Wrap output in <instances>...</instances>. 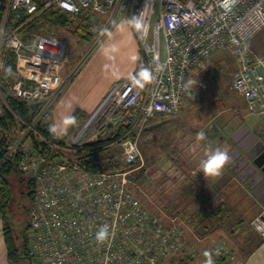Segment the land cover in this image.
Segmentation results:
<instances>
[{
	"label": "built area",
	"instance_id": "built-area-1",
	"mask_svg": "<svg viewBox=\"0 0 264 264\" xmlns=\"http://www.w3.org/2000/svg\"><path fill=\"white\" fill-rule=\"evenodd\" d=\"M40 1L39 8L36 0H0L1 89L41 108L6 145V157L18 150L21 170L35 182L26 230L32 264H180L185 226L176 214L151 211L131 187L132 166L142 161L131 132H141L157 115L179 112L190 73L226 49L237 65L233 89L251 111L263 113L264 56H253L247 43L264 27V0H237L230 12L220 7L221 0H129L135 2L132 25L142 52L138 74L112 83L84 124L69 135L55 134L58 140L44 136L36 125L52 119L66 44L52 34L22 28L52 7L96 23L97 15L118 0ZM136 19L142 21L140 28ZM8 54L15 57L13 72ZM47 147L58 157L51 158ZM119 147L121 157H102ZM118 162L122 169L114 168ZM250 222L264 238V206ZM103 225L110 235L101 244L95 234ZM210 253L230 255L218 243Z\"/></svg>",
	"mask_w": 264,
	"mask_h": 264
},
{
	"label": "rangeland",
	"instance_id": "rangeland-1",
	"mask_svg": "<svg viewBox=\"0 0 264 264\" xmlns=\"http://www.w3.org/2000/svg\"><path fill=\"white\" fill-rule=\"evenodd\" d=\"M120 2L121 0H118L116 5L106 14L97 15L95 25L91 27L92 35L89 41L75 31L79 19H74L73 23L67 27L54 26L52 32L46 29L66 44V60L61 72L63 85L70 77L73 78L78 70L80 71L78 74L76 73V77L69 80L70 82L68 81L66 88L58 97L61 103V106H58L60 107L59 111L62 112L63 116L65 112L70 110L69 107L71 106L80 113L83 110L81 99L83 97L90 99L98 92L100 81L96 85L90 86L94 79L92 78L93 74L98 73L97 65L106 66L105 69L107 70L101 75L109 79L115 72L124 70L132 62L133 55H135L134 41L132 42L125 33L121 25L126 23L120 18L129 19L130 23L132 19L133 22L135 2L126 0L124 7L118 11ZM259 35L264 37V29L259 32ZM133 36L135 37V34ZM136 45L139 47L140 59L142 60L139 42H136ZM236 66L234 54L230 49L213 53L201 61L190 73L188 89L179 112L171 115H157L142 128L141 132L132 130L131 135L137 138L142 161H138L132 166L131 187L151 211L163 215L167 213L176 214L183 225L188 223L190 226L193 217L189 214L188 209L190 208L192 211L190 206L195 205V203L192 198H189L191 195L189 183L190 176L195 174L193 171L195 164L197 161L200 164L208 149H214L211 145L213 143L217 146L216 149L219 148L223 151H226L228 146H232L233 144L228 138L239 124L245 123L250 129L253 128V114L257 113L248 108L244 98L232 86V74ZM137 74L135 71L125 78ZM77 84H82L79 90L74 89ZM86 84L89 85L87 88L84 87ZM1 88L0 84V100L2 101L7 92ZM57 94L54 95V102H51L52 118L53 116L57 118L55 113ZM247 113L250 115L245 116ZM85 119L80 116L76 120L78 125L69 130H72L71 132L77 130L79 126L84 124ZM201 131L205 133V139L202 141L197 138V134ZM120 150L121 147L110 150L102 157L111 156V158H115L116 156L119 158L121 157L119 156ZM232 175H234L233 172ZM7 179L9 181L10 200L6 208V218L21 250L20 241L24 234L26 222L29 220L27 209L30 206V197L26 194L28 189L25 181L20 179L19 173L11 172ZM180 179L183 180L180 181ZM234 180L233 183L237 181L236 176ZM237 189L240 187H236L234 184L231 191L236 193ZM244 189L248 199L244 198L245 196H242L241 199H243V205H247L252 199H255L250 189L246 187ZM245 191L241 189L239 192L246 195ZM219 198L220 195L217 194L211 201L217 203ZM180 204H182L181 208L185 207L186 209L181 210ZM236 205L234 204V206ZM254 207L255 205L252 206V208ZM260 208H257L259 213ZM199 228L201 229V227ZM186 232L189 239H192L191 232L188 229ZM254 234L261 238L257 232L254 231ZM189 239L186 240V244L180 253V264H203L208 259L203 254L206 249H203L201 253L199 249L204 246L207 247L212 242L195 247L190 244ZM192 249L196 250L195 257L189 259ZM209 254L212 255L210 252ZM12 264H32V259L25 256L12 261Z\"/></svg>",
	"mask_w": 264,
	"mask_h": 264
},
{
	"label": "crops",
	"instance_id": "crops-1",
	"mask_svg": "<svg viewBox=\"0 0 264 264\" xmlns=\"http://www.w3.org/2000/svg\"><path fill=\"white\" fill-rule=\"evenodd\" d=\"M120 19L126 23L124 24L121 22V26L125 30V33L128 35V37H130L132 42L134 41L133 45L135 55H133V60L124 70L122 69L121 71L115 72L113 76L109 77V79H106L104 75H101L102 72L107 70L105 69L106 66L97 65L96 69L98 73L93 74L92 78L94 79L91 81L90 86L96 85L100 81V89L90 99L86 97H83V99H81L83 110L80 113L76 114V120H78L80 116L86 118L108 91L112 83L119 79L130 76L133 72L136 71V68L138 67L140 52L139 47L136 45V42H138V40L133 29L132 19L131 23L129 22V19ZM262 29H264V27ZM261 30H259L247 43L249 51L253 56L256 57L264 56V37L259 35V32ZM133 34H135V37L133 36ZM78 71L76 72L77 74L80 72ZM76 73L73 75V78L76 77ZM261 73L264 77V70H262ZM73 78L70 77L69 80ZM69 80H67L66 84H64L65 87L63 85L57 94V107L55 112L57 118L53 116L51 121L53 124H59L65 115L73 116V114L76 113V109L74 110L71 106L69 107L70 110L68 112H65L63 116L62 112L59 111L60 107H58L61 106L58 97L70 82ZM88 86V84L84 85L85 88H87ZM80 87H82V84H77L76 86H74V89L79 90ZM249 115L248 113L245 114V116ZM253 115V128L263 130L264 112ZM76 123V125H78V122ZM211 145L212 148L214 147V149H208L207 153L204 154V157H206L209 152L216 149L217 146L215 145V143ZM198 163L199 161H197V163L195 164V170H193L195 174L190 176L189 183V191L191 192L189 198H192L193 202L195 203V205L190 206L192 211H190V208L188 209L190 212L189 214H191V217H193L192 221L190 220L192 224L190 226H188V223L187 225H184L185 230L187 231L188 229L193 236L192 239H189L186 232V240L188 241L189 239L190 244H193L195 247L202 246L204 243L209 244L210 242H212L207 245V247L204 246L203 248L199 249L200 253L203 249H206V251H203V254L205 252L209 253L211 250V245L213 246V244L216 243H219L226 249H228L230 253L229 256L218 257L211 255L213 264H264V239L259 238L258 236H256V234H254L250 222L251 219L259 213L257 212V208L261 207L259 210L261 211L263 204L257 201L254 197L256 201L252 199L250 204H247L246 201H244V203H246L247 205H243V199L241 198H243L244 196V198H247L248 196L244 189L245 186H243L239 181L238 173L235 171L233 172L231 166H229L228 163L225 165L222 174L219 176H206L203 173L200 164ZM231 171L234 173V175H232ZM235 176L237 177L238 182L236 181L235 183H233L235 181ZM181 180L183 179H180V181ZM234 184L236 185V187H240V189L236 190V193H233L231 191ZM241 189L245 191L246 195L239 192ZM217 194L220 195V198L217 203H214L211 200ZM234 204L237 205L234 206ZM253 205H255L254 208H252ZM179 206L178 207L181 208L182 204H180ZM185 209V207L181 208V210ZM199 227H201V229ZM0 264H12V260H10L8 256V247L4 231V218L1 212ZM203 264H205V261Z\"/></svg>",
	"mask_w": 264,
	"mask_h": 264
},
{
	"label": "trees",
	"instance_id": "trees-1",
	"mask_svg": "<svg viewBox=\"0 0 264 264\" xmlns=\"http://www.w3.org/2000/svg\"><path fill=\"white\" fill-rule=\"evenodd\" d=\"M39 8L42 6V1L36 0ZM1 13V9H0ZM74 19H79L78 27L75 29L76 32L82 34L83 37L87 41L91 39V27L95 25L94 22H91L86 16H72L71 14L64 12L55 7L49 8L36 15L31 19L30 22L24 25L22 28L23 32L33 33V32H48L49 30L52 32V27H67L73 23ZM48 32V34H53ZM8 67L13 72L15 57L13 55L8 54ZM3 112L0 116V212L4 218V231H5V239L8 247V256L10 260L14 261L21 257H29L30 254L27 248V237L26 230L29 226V220L26 222L24 228V234L21 238V250L16 243L17 238L13 235L11 230V226L7 223L6 218V208L8 206L10 200V188L9 181L7 179L8 175L11 172H16L20 174V179L25 181V185L28 189L26 192L27 196L31 198L34 188L35 182L32 179L26 177L23 171L20 168V160L21 154L18 150H16L11 156L6 157V153L8 148L6 147L7 143L11 140L12 135L17 131L22 130L26 127L25 121H32L35 115L40 111V105L36 103H28L18 99H15L11 96H6L4 100H2ZM78 112L73 114L76 117ZM53 123L50 122H38L37 127L41 129V132L44 136L52 138L54 140H58L55 138V135L50 132V126ZM75 128V127H74ZM74 130V129H73ZM72 130H69L64 135H69ZM48 152L51 155V158L58 157L57 154L51 152V148L47 147ZM106 168L113 167L111 164H105ZM114 168L122 169L123 165L121 163H116ZM29 210V208L27 209ZM29 212V211H28ZM264 239V238H262Z\"/></svg>",
	"mask_w": 264,
	"mask_h": 264
},
{
	"label": "clouds",
	"instance_id": "clouds-1",
	"mask_svg": "<svg viewBox=\"0 0 264 264\" xmlns=\"http://www.w3.org/2000/svg\"><path fill=\"white\" fill-rule=\"evenodd\" d=\"M236 3L237 0H221L220 7L225 12H230ZM134 23L137 28H140L142 26V21H140L139 19H136ZM76 122L77 121L75 116L65 115L59 124L51 125L49 130L54 135L58 133L66 134L71 127L76 125ZM197 138L201 141L204 140L205 133L203 131L199 132L197 134ZM228 160V154L225 151L217 148L209 152L206 157L201 160L200 167L206 176H219L222 174V171ZM109 235V227L107 225H103L96 232L95 238L98 243L103 244L109 238ZM204 255L208 257V259H206L205 261V264H213L211 255L207 252H205Z\"/></svg>",
	"mask_w": 264,
	"mask_h": 264
},
{
	"label": "water",
	"instance_id": "water-1",
	"mask_svg": "<svg viewBox=\"0 0 264 264\" xmlns=\"http://www.w3.org/2000/svg\"><path fill=\"white\" fill-rule=\"evenodd\" d=\"M245 126L246 131H248L249 127ZM240 130L241 128L235 131L232 138H235ZM250 135L253 137L250 142L245 145L239 144L240 150H238L236 158L240 156L241 152L245 156L233 168L239 174V177L247 183L256 198L264 205V136L259 139L258 135L252 131L248 134V136ZM236 158L227 163L230 165Z\"/></svg>",
	"mask_w": 264,
	"mask_h": 264
},
{
	"label": "flooded vegetation",
	"instance_id": "flooded-vegetation-1",
	"mask_svg": "<svg viewBox=\"0 0 264 264\" xmlns=\"http://www.w3.org/2000/svg\"><path fill=\"white\" fill-rule=\"evenodd\" d=\"M240 130V132L236 135L235 138H232V134L237 131V130ZM246 126H245V123H241L240 125H238V127L231 132V134L229 135V138L228 140L230 139L231 143L233 144L232 146H228V149L226 150V153L228 154L229 156V160L228 161H232L234 158H236V156L238 155V150H240V147H239V144L242 143L243 145L247 144L248 142H250L252 140V136H248V134L250 133V131L256 133L258 135V138L261 139L263 136H264V129L261 130V129H250L248 131H246ZM259 131V132H258ZM237 139V140H236ZM245 156V154L243 152H241L240 156H238V158H236L229 166H231L233 172H234V166L236 165V163L241 160V158H243ZM238 179L239 181L241 182V184L245 187H248L247 183L244 182L240 177H239V174H238ZM252 192V191H251ZM253 194V193H252ZM253 196L256 198V196L253 194ZM257 201H259V199L256 198ZM260 202V201H259ZM261 203V202H260ZM264 206V205H263Z\"/></svg>",
	"mask_w": 264,
	"mask_h": 264
}]
</instances>
